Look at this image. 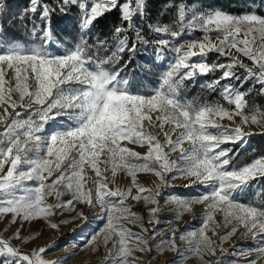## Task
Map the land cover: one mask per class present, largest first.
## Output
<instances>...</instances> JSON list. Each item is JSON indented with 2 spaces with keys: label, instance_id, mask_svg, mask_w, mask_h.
<instances>
[{
  "label": "snow or ice",
  "instance_id": "1",
  "mask_svg": "<svg viewBox=\"0 0 264 264\" xmlns=\"http://www.w3.org/2000/svg\"><path fill=\"white\" fill-rule=\"evenodd\" d=\"M196 2L171 0L169 8L166 0L173 20L145 25L140 22L150 20L151 0H29L20 18L31 14L30 39L9 38L0 24V220L22 228L42 219L58 230L51 219L57 209L86 222L76 204L99 209L100 226L73 248L96 251L102 243L103 264H140L134 253H151L150 241L165 231L156 227L162 191L182 178L197 194L169 195L165 203L174 205V216L164 223L171 226L201 205L200 225L172 229L161 236L156 253L172 250L178 259H203L219 252L215 264L264 259V154L242 164L237 159L250 137L264 135V106L250 103L252 89L244 88L252 81L264 94V15L255 10L233 14L203 3L194 7ZM5 8L6 0H0V16ZM70 13L77 23L69 41L56 31L54 18ZM113 13L118 22L109 42L95 30ZM149 46L167 68L159 85L146 92L125 69L141 47ZM210 53L217 54L215 61H209ZM217 72L202 86L218 93L219 100L182 95L199 77ZM121 172L131 178L126 190L111 187ZM138 173L154 175V189L139 184ZM253 188L254 198L242 202ZM49 197L55 202L48 203ZM129 199L143 201L152 229ZM20 228L11 235L8 227L0 232V264H67L76 255L46 258L55 245L22 250L35 237H22ZM241 229V237H250L256 247L225 250L224 242ZM177 237L186 242L184 250L177 247Z\"/></svg>",
  "mask_w": 264,
  "mask_h": 264
},
{
  "label": "rangeland",
  "instance_id": "2",
  "mask_svg": "<svg viewBox=\"0 0 264 264\" xmlns=\"http://www.w3.org/2000/svg\"><path fill=\"white\" fill-rule=\"evenodd\" d=\"M195 35H200L199 33H196ZM171 53H168L169 58L171 57ZM155 62L162 68H167L166 62H161L156 59V56L154 57ZM247 63L248 61L245 60ZM11 111V109H9ZM238 122V118H237ZM225 123H228L225 121ZM253 131H256L259 133V129L253 128ZM150 131L155 132L156 129H150ZM257 137L263 138L264 135L257 134L249 138V142L251 139H256ZM162 138V136H161ZM175 138V137H174ZM133 150L140 152L143 154L147 151L146 147L141 148L139 146L134 145H128ZM248 145L244 149H240L242 151H246L248 149ZM187 147V144L185 145ZM178 154L174 153L172 155V158L175 159ZM239 162L242 164L244 163L242 160L238 159ZM89 175L94 176L93 173H89ZM110 176V174H109ZM111 178V177H110ZM137 181L139 184L143 185L144 187L153 188L155 187L156 178L152 174L147 173H138L137 174ZM131 182V178L125 175V173L121 172L118 173V175L115 178V183L111 185V187H120L122 189H127L129 184ZM91 182H89L90 184ZM190 183V181H185L182 178H178L175 181L172 182V187L166 188L162 191L160 202L163 205L161 208L160 214L157 217L161 223L159 225H156V227L165 229L164 232H162L159 236H157L155 239L150 241V246L153 248V251L151 253H134L135 256L139 258L140 264H171L172 261H175L176 264H215V261L217 259V256L220 255V253H217V256H211V255H204L203 259L196 257L195 255H190L187 258H177V253L172 250L164 251L163 253H156L155 247L157 242L161 239V236L167 235L168 232H170L172 229H178L180 231H184L187 229H194L196 227H199L200 225V218L198 214L202 210L201 205H194V212L193 213H185L179 221H175L172 223L171 226H169L167 223H164V221L172 220L174 213L172 209L174 208V205L172 203H165V200L168 199L169 195H177V196H191L195 195L196 190L195 188H185V184ZM200 187L199 185L196 186V188ZM252 192H255L256 189H250ZM133 194L135 193V189H133ZM246 195V194H245ZM244 196V195H243ZM241 196V197H243ZM240 197V198H241ZM68 197H64V199H67ZM55 197H49L48 203H54ZM128 203L131 205L132 210L137 212L138 214L145 216V227L152 229L153 225L147 223V209L143 204V201L135 202L131 201L129 199ZM77 211H83L84 215L88 217V221L84 220H77L73 219V217L76 215L75 212H69L65 211L63 212V215H59L60 209H57L58 215L51 218L52 222H55L60 225L58 230L51 229L48 222L45 220H35L31 223L25 222L20 228L19 223L10 225L7 223L6 220H0V232H3L5 227L9 228V232L6 233V235H11L13 232L17 230V228H20L21 236L27 237V236H33L35 237L34 240H29L28 244L22 249V250H29L31 248L37 247V246H46V245H55L54 248L49 249V255H47L46 258L50 260H58L65 256H67L70 252L75 251L76 255L72 256L67 264H103V257L106 255L107 250L103 247L102 243L96 248V251H92L91 248L89 249H82L80 247L73 248V245H82L83 239L85 237H89L101 224V221L96 222H90L95 220V216L99 209L96 210H90L85 205H79L76 204ZM92 214V215H91ZM93 216V217H92ZM217 220H221L222 217L217 215ZM69 221V223H61L62 221ZM129 227L132 228V231L139 232L140 229L138 227H134L132 225H129ZM227 229H221L220 231H226ZM243 229L238 231L235 235H233L229 240L225 241L223 244V248L225 250H232L233 246H235L237 249L239 248H254L257 245V242L252 240L250 237H241V232ZM209 235L211 236V233L209 232ZM215 240L216 237H213ZM177 247L181 250H184L186 247V242L179 240V237L176 239ZM19 244V241L16 242ZM111 245H109L110 247ZM252 255H255L253 253ZM227 259H245L246 257H240V256H231V257H224ZM258 264H264V259H261Z\"/></svg>",
  "mask_w": 264,
  "mask_h": 264
},
{
  "label": "trees",
  "instance_id": "3",
  "mask_svg": "<svg viewBox=\"0 0 264 264\" xmlns=\"http://www.w3.org/2000/svg\"><path fill=\"white\" fill-rule=\"evenodd\" d=\"M52 2V0H49ZM200 3L205 6H212L214 8H222L227 11H231L233 14H239L245 11L255 10L259 14L264 15V3L262 0H255V4L251 3L250 0H197L194 3V7H199ZM166 0H151L150 11L151 18L149 21H141L142 24H147L151 21H163L165 23L173 20L174 13L169 10L171 0H168L169 8L165 7ZM29 6V0H6V8L4 14L0 16V24L5 29V34L9 37H15L21 40L30 39L29 29L33 24L31 14L22 16L24 10ZM117 15L110 14L100 21L97 25L96 32L100 34L101 39H107L109 42L112 40L113 26L117 24ZM38 17V14H37ZM77 18L75 13H70L68 17L57 15L54 18V26L56 31L59 32L60 36L65 40L70 41L69 33L75 34V27ZM101 56L105 55L103 51L99 53ZM154 47L149 46L147 49L141 47L132 57V62L125 69L128 72L130 78H135L139 81L141 90L150 92L152 88L157 87L160 82L161 74L166 68L160 67L155 62ZM125 60L128 59V55H125ZM209 61H215L217 54L210 53L208 57ZM223 60L224 58H220ZM242 71V70H241ZM219 73H211L207 77H199L198 82L195 86H190L182 93L187 99H200L207 101L219 100V94L212 92L206 87L202 86L205 81L215 79ZM244 88H251L252 92L248 99L250 103H255L259 106H264V94H259V85L253 87L252 81L245 83ZM264 154V139L257 137L251 139L249 142L248 149L242 151L239 149V156L237 159L242 160L244 163L250 162L255 156ZM256 192V191H255ZM255 192L249 190V192L240 198L242 202H249L255 196ZM259 202V198H256Z\"/></svg>",
  "mask_w": 264,
  "mask_h": 264
},
{
  "label": "bare ground",
  "instance_id": "4",
  "mask_svg": "<svg viewBox=\"0 0 264 264\" xmlns=\"http://www.w3.org/2000/svg\"><path fill=\"white\" fill-rule=\"evenodd\" d=\"M91 215H92V214H91ZM92 217H93V216H92ZM96 221H98V220H96V219H95V220H93V219H92V221H90V222H96Z\"/></svg>",
  "mask_w": 264,
  "mask_h": 264
}]
</instances>
